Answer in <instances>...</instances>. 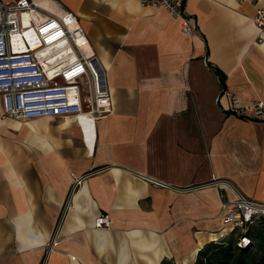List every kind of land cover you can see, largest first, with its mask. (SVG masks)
<instances>
[{"label": "crops", "instance_id": "obj_1", "mask_svg": "<svg viewBox=\"0 0 264 264\" xmlns=\"http://www.w3.org/2000/svg\"><path fill=\"white\" fill-rule=\"evenodd\" d=\"M33 1L76 16L113 111L94 128L0 116V264H193L229 235L222 196L264 204V121L227 112L264 104V0H186L193 36L140 0Z\"/></svg>", "mask_w": 264, "mask_h": 264}, {"label": "built area", "instance_id": "obj_2", "mask_svg": "<svg viewBox=\"0 0 264 264\" xmlns=\"http://www.w3.org/2000/svg\"><path fill=\"white\" fill-rule=\"evenodd\" d=\"M247 1V0H240ZM144 7L164 9L181 21L187 36L196 33L193 18L185 9L186 0H140ZM33 0H0V116L17 121L34 118L67 117L92 128L113 111L106 72L93 54L86 53L87 37L76 16H40ZM256 26L264 31V8H257ZM264 104L238 106L230 102L229 110L242 118L264 120ZM83 175L73 188L81 185ZM221 211L231 233L245 234L254 220L264 215V204L240 193L233 199L222 196ZM96 229L111 230L107 215L95 219ZM251 244L241 236L238 245Z\"/></svg>", "mask_w": 264, "mask_h": 264}, {"label": "trees", "instance_id": "obj_3", "mask_svg": "<svg viewBox=\"0 0 264 264\" xmlns=\"http://www.w3.org/2000/svg\"><path fill=\"white\" fill-rule=\"evenodd\" d=\"M208 66L214 70L218 76L221 86H225V75L218 68L210 63ZM229 114L235 112L228 110ZM256 121H264L257 120ZM241 236H246L251 244L247 248L238 245ZM162 264H175L172 261L165 260ZM193 264H264V215L256 218L248 226L245 234L240 230H234L229 235L218 242H210L199 252L196 261Z\"/></svg>", "mask_w": 264, "mask_h": 264}, {"label": "bare ground", "instance_id": "obj_4", "mask_svg": "<svg viewBox=\"0 0 264 264\" xmlns=\"http://www.w3.org/2000/svg\"><path fill=\"white\" fill-rule=\"evenodd\" d=\"M81 124H82V126L84 127V128H92L91 126H89L88 124H86L85 122H81Z\"/></svg>", "mask_w": 264, "mask_h": 264}, {"label": "rangeland", "instance_id": "obj_5", "mask_svg": "<svg viewBox=\"0 0 264 264\" xmlns=\"http://www.w3.org/2000/svg\"><path fill=\"white\" fill-rule=\"evenodd\" d=\"M225 238V237H224Z\"/></svg>", "mask_w": 264, "mask_h": 264}]
</instances>
